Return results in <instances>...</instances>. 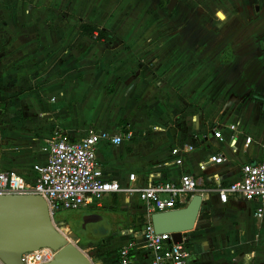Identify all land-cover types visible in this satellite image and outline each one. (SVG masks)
<instances>
[{
    "label": "crops",
    "instance_id": "obj_1",
    "mask_svg": "<svg viewBox=\"0 0 264 264\" xmlns=\"http://www.w3.org/2000/svg\"><path fill=\"white\" fill-rule=\"evenodd\" d=\"M169 2L118 0L109 5L110 12L89 17L78 11L72 0H0V108L5 107L0 111V171H11L32 182L34 167L47 162L45 148L56 131L80 140L90 130L117 135L130 129L134 134L131 141L119 146L99 145L98 164L106 179L123 187L131 184V174H136L140 186L150 178L177 182L190 174L198 179V193L183 206L187 207L194 196H203L198 226L184 239L192 252L190 264H264V218L255 217L257 204L262 202L231 197L223 204L217 193L219 187L239 180L244 164L257 163L264 154V123L261 127L239 125L238 121L244 120L243 108L222 111V103L240 99L243 104L259 103L264 117V107L249 97L252 91L263 96L264 88L255 89L251 78V86L235 96L224 85L208 80L213 66L229 68L246 54L258 62L264 80V0H178L172 12L167 10ZM135 11L141 17L136 31L144 35L139 52L148 57L135 54L132 37L120 33L126 16ZM115 12L119 22L106 24ZM75 20L111 31L116 42L82 37L79 25L71 36L67 26ZM161 20L166 29L158 24ZM77 41L85 46V53H77ZM164 47H171L177 55L170 66L161 64L159 52ZM156 48L158 52L153 53ZM180 55L183 61L178 63ZM57 56V66H52ZM208 61L215 65L205 66ZM67 62L73 65L65 67L70 72L73 69V78L62 72ZM248 69L246 66V72ZM67 83L73 84L70 90L76 91L87 120L95 127L71 124L69 110L64 104L56 107L54 97L45 110L43 101L52 93L42 97V90L59 85V94L64 96ZM97 99L101 100V111L91 110ZM62 113L66 115L63 120ZM50 115L49 123L42 120ZM213 128L223 132L225 141L213 136ZM246 137L252 138L249 145ZM140 138L145 150L137 154ZM188 146L194 150L182 153V164H176L172 150ZM217 154L224 155L226 162L209 163ZM203 162L207 163L205 171L200 170ZM116 199L123 206L122 212H133L134 216L138 211L144 213L138 197L121 194L105 197L97 209L108 208ZM240 202L252 204L239 211ZM121 234L125 239L119 244L113 231L112 237H105L102 244L107 253L98 257L99 264H119L121 249L132 241L126 230ZM131 264H151L150 256L136 252Z\"/></svg>",
    "mask_w": 264,
    "mask_h": 264
},
{
    "label": "built area",
    "instance_id": "obj_2",
    "mask_svg": "<svg viewBox=\"0 0 264 264\" xmlns=\"http://www.w3.org/2000/svg\"><path fill=\"white\" fill-rule=\"evenodd\" d=\"M53 101L55 98L52 99ZM233 131L236 126H230ZM213 136L220 142L225 141L223 132L213 128ZM133 132L128 129L122 134L112 135L109 132L90 130L80 140H72L56 131L45 150L48 153L44 165L34 167L36 177L28 182L24 176L11 171H0V195L35 194L42 196L48 203L54 216L62 210H80L87 207H101L105 197L121 194L131 198H139L144 217L147 221L142 230H128L131 242L123 247L119 254V264H131L136 252L144 251L150 256L151 264H190L191 250L185 243H173L169 233H155L151 217L155 213L167 212L182 208L188 200L198 193L199 181L190 174L182 175L177 182L158 181L153 178L140 186L136 174L129 176L130 185L123 187L116 180H108L97 160L98 147L102 143L119 146L131 141ZM252 142L246 137V145ZM264 150V144H262ZM193 146L175 148L172 155L178 165L182 164L181 154L192 152ZM226 157L217 154L210 158L211 164H223ZM207 163L200 164L205 171ZM220 202L226 204L231 197L252 202L261 201L256 209L255 217L264 218V154L255 165L244 164L238 181L221 186L217 190ZM68 236V235H66ZM70 241V240H69ZM55 252L45 248L37 252L27 253L25 264H44L51 261Z\"/></svg>",
    "mask_w": 264,
    "mask_h": 264
},
{
    "label": "rangeland",
    "instance_id": "obj_3",
    "mask_svg": "<svg viewBox=\"0 0 264 264\" xmlns=\"http://www.w3.org/2000/svg\"><path fill=\"white\" fill-rule=\"evenodd\" d=\"M118 0H72L73 4L76 5V9L78 11L84 12L85 14H87L89 17H98L99 15H101L104 11H111L110 8V4L112 5H116ZM130 1H134V0H130ZM111 2V3H110ZM74 5V8H75ZM113 17H110L107 20L106 24L112 23L114 25L117 24V22H119L118 18V13L115 12L114 14H112ZM126 26L125 28H123V30L121 29V35L122 37H128L131 36V42H132V46L135 49V54L138 55V53L142 56L148 57L147 55H145L143 51H140V47H142L143 45V33L142 31H136V23H138L141 20V17L139 16V12L135 11L130 13L128 16H126ZM159 19V18H158ZM158 24L160 25V27L165 28V21L161 20L160 22H158ZM79 23L75 20L74 23H71L67 29L68 34H70L71 36L73 35L74 32H76V30H74V28L78 27ZM67 38V37H66ZM72 40V39H71ZM96 41V40H95ZM75 42V41H72ZM89 42V41H88ZM90 43V42H89ZM81 43H79L78 41L76 42V45L78 46V50L77 53L82 54L85 53V49H84V45H79ZM64 50H66V48H64ZM153 53H157L158 49H154L152 51ZM136 55V56H137ZM160 58L162 60L161 64L163 66H170L169 62L172 60V58L176 57L177 55H175V52H172L171 47L168 48H163L161 49V51L159 52ZM116 57L118 58L119 55H116ZM208 57V56H207ZM242 60L240 63H236V65L231 66L229 68H218L217 66H213L215 65V63L213 61H208L209 63H205V66H213V70L211 72H209V76H208V80L209 81H217L218 83L224 85L225 89L227 90V92L229 93H234L235 96H238L240 94L243 93V91H245L246 89H248L251 85V83L249 81H251V78H253L254 81V88L255 89H261V87L264 88V80H262V78L260 77V73L258 71L259 68V64L258 62L253 61L252 55H243L241 56ZM54 58V56H53ZM143 58V57H142ZM183 57L180 55L177 57L176 62L180 63L183 61L182 59ZM59 59V56L56 57V59H54L52 61V66H57V61ZM225 60V59H224ZM54 63V64H53ZM67 66H73L71 65L70 62H67L64 66L61 67L62 72L65 73V71L69 74H71L72 78H73V69H66L65 67ZM246 66L247 68H249L246 72ZM251 66H254L250 68ZM258 66V67H256ZM66 69V70H65ZM80 71V70H78ZM80 72H84V71H80ZM63 73V74H64ZM95 74L94 73V79H95ZM67 82H69V77H67ZM77 83V81H75ZM70 83H72L70 81ZM67 83V87L65 88V93L64 96H61L59 94V88L57 87H52L49 86L47 88H44V90H42V97H45V94L48 93H52L49 95V98H47L46 100L44 99L43 104H44V108L45 110H49V104L51 102V98L54 97L57 101L55 103V106H62L64 104V107H67V109L69 110V113L67 114V116H70V122L71 124H74L75 122L79 123L80 125H84L85 127H95V126H91V122L90 120H87V113L85 112V106L83 104V102H79V96L75 95L74 91H71L70 89L73 88V84ZM62 86V85H61ZM50 100V102H49ZM242 101H244L243 99L238 100L237 102L231 104L229 102L227 103H222V111L224 110H231L237 112L238 109H242L243 108V114H244V120L242 121L239 120L238 124L240 125V123H243L242 126L245 127V125H252L255 127H261L263 126L264 123V117L263 115L260 113V106L259 103H249L248 104H243ZM9 105V101H6ZM4 102V103H6ZM243 104V107H242ZM101 100L97 99V102H94L93 107L91 108V110H93V108L96 111H101ZM9 107V106H8ZM229 108V109H228ZM7 109V108H6ZM226 110V111H227ZM0 111H5V107L2 106L0 108ZM51 112V111H50ZM239 115V114H236ZM66 115H62L60 116L61 120H63V118H65ZM239 117V116H238ZM243 117V116H242ZM42 120H45L47 123H49L51 121V115L49 117H45ZM20 132L19 128H16L15 130V134L18 135V133ZM137 154H142L145 150L144 145H142V138L137 139ZM104 203V201H103ZM252 203H241L237 205V210H241V211H246V206L245 205H249V208L251 206ZM106 205V203H105ZM111 206H114L116 208L115 211L111 210ZM109 206L108 208H103V209H97V208H82L80 210H62L58 213L57 216H54V222L56 227L65 235H69L71 232V225H78L80 224L81 220L87 216V215H91L93 214H98L100 216L103 217V220L99 223L98 226H96L94 230V232L100 234V236L102 237H109L112 235V231L117 234V238L115 240L116 244H119L121 241H124L125 237L122 236L121 232L126 230L128 227L130 226V224L133 222L134 220V213L133 212H122L121 209L123 208V206L120 204L119 200L116 199L114 201V203ZM257 206H260L259 204H257ZM185 208V207H183ZM137 214H141V212H137ZM66 223H70L71 225H67ZM91 226V225H90ZM112 237V236H111ZM98 241L99 244H93L87 247H83L81 244L82 243H76V246L81 249L93 262V264H99L98 263V257L101 255V253L106 254V245L103 246V244L101 243V239H96ZM85 241V240H84ZM83 241V242H84ZM0 264H2L0 262Z\"/></svg>",
    "mask_w": 264,
    "mask_h": 264
},
{
    "label": "water",
    "instance_id": "obj_4",
    "mask_svg": "<svg viewBox=\"0 0 264 264\" xmlns=\"http://www.w3.org/2000/svg\"><path fill=\"white\" fill-rule=\"evenodd\" d=\"M177 3L178 0H170L167 10L172 12ZM260 105L264 107V95ZM204 203L203 196L196 195L185 208L153 214L151 222L155 233H169L173 243H183L187 234L196 230ZM102 220V216L91 214L85 216L80 225L88 228L90 225H98ZM80 241L81 237L76 232L66 236L56 227L48 203L42 196L0 195L2 264H25L24 255L45 248L51 249L55 254L51 261L44 264H93L92 260L76 246Z\"/></svg>",
    "mask_w": 264,
    "mask_h": 264
},
{
    "label": "trees",
    "instance_id": "obj_5",
    "mask_svg": "<svg viewBox=\"0 0 264 264\" xmlns=\"http://www.w3.org/2000/svg\"><path fill=\"white\" fill-rule=\"evenodd\" d=\"M162 5L164 6L165 4L162 2ZM79 31H80V35L82 37H88V38L96 40L97 42L113 44L117 40V37L111 31L104 29V28H100V26H98L94 23L86 22V21L79 24ZM249 97L253 102L262 101V96L260 94L253 92V91L250 92ZM112 209L116 210L115 207ZM146 223H147V221H146L144 215L143 214H137V216L134 217V220L130 224L128 229L133 228L135 230H142L146 226ZM66 224L71 225L70 223H66ZM84 240L81 239V241H80V243H82L81 245L83 247H87V246H90L93 244H96V245L99 244V243H94V242L88 241V238H85ZM186 245L189 246L188 241L186 242Z\"/></svg>",
    "mask_w": 264,
    "mask_h": 264
},
{
    "label": "flooded vegetation",
    "instance_id": "obj_6",
    "mask_svg": "<svg viewBox=\"0 0 264 264\" xmlns=\"http://www.w3.org/2000/svg\"><path fill=\"white\" fill-rule=\"evenodd\" d=\"M98 225H91V226H88V228H85L82 224L81 225L78 224V225H71L72 227L70 229L71 231L76 232L81 237L82 240H84L85 238H88V241L98 243L96 239L100 238L101 243H103L106 240V238L100 236V234L94 232L93 230Z\"/></svg>",
    "mask_w": 264,
    "mask_h": 264
},
{
    "label": "bare ground",
    "instance_id": "obj_7",
    "mask_svg": "<svg viewBox=\"0 0 264 264\" xmlns=\"http://www.w3.org/2000/svg\"><path fill=\"white\" fill-rule=\"evenodd\" d=\"M220 15H221L222 19H224V16L222 14H220Z\"/></svg>",
    "mask_w": 264,
    "mask_h": 264
}]
</instances>
